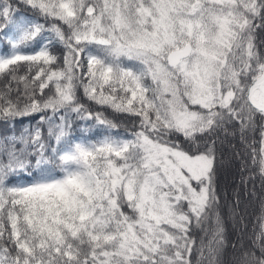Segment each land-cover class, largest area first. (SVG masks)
<instances>
[{
    "label": "snow or ice",
    "instance_id": "snow-or-ice-1",
    "mask_svg": "<svg viewBox=\"0 0 264 264\" xmlns=\"http://www.w3.org/2000/svg\"><path fill=\"white\" fill-rule=\"evenodd\" d=\"M0 80V264H264V0H0Z\"/></svg>",
    "mask_w": 264,
    "mask_h": 264
},
{
    "label": "trees",
    "instance_id": "trees-1",
    "mask_svg": "<svg viewBox=\"0 0 264 264\" xmlns=\"http://www.w3.org/2000/svg\"><path fill=\"white\" fill-rule=\"evenodd\" d=\"M26 15H31L25 9ZM4 81L0 80V87H3ZM81 95V102L85 104L91 111L103 112L104 115L113 120L118 126V131L124 133L125 130L131 128L130 120L121 114L114 113L110 109L100 108L99 106L88 102L86 98ZM29 123L28 120H25L23 124H17L15 127V133L19 134L24 126H27ZM31 123L34 125L35 120H32ZM91 121H84L78 118H73V135L76 137L89 136L93 139L97 138L100 134L99 129L93 128L89 131V125ZM9 134V129L0 126V135ZM226 157L230 161L227 164L225 169H222L218 177V190L221 193V213L228 220V233L229 239L232 241L236 240L237 231L234 226V221L230 216V207L231 202L234 199L235 193L239 191L241 199V210L245 216L246 231L244 233L243 242L247 245L254 239L255 234L259 231V220L258 217L261 215L262 208H264V183L261 182L259 177L253 183H249L246 186L240 185V162L238 159H235L231 156L230 152H226ZM247 175V173H245ZM199 235V234H198ZM225 259H231V248H229L228 255L225 256ZM196 262V256L193 255V264Z\"/></svg>",
    "mask_w": 264,
    "mask_h": 264
},
{
    "label": "rangeland",
    "instance_id": "rangeland-1",
    "mask_svg": "<svg viewBox=\"0 0 264 264\" xmlns=\"http://www.w3.org/2000/svg\"><path fill=\"white\" fill-rule=\"evenodd\" d=\"M121 134H123V133H121Z\"/></svg>",
    "mask_w": 264,
    "mask_h": 264
}]
</instances>
